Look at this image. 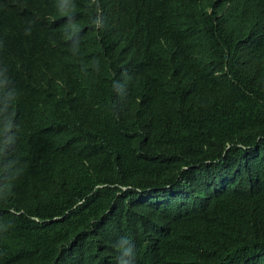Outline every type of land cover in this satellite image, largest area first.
Masks as SVG:
<instances>
[{"label": "trees", "instance_id": "16d2710c", "mask_svg": "<svg viewBox=\"0 0 264 264\" xmlns=\"http://www.w3.org/2000/svg\"><path fill=\"white\" fill-rule=\"evenodd\" d=\"M0 264H264V0H0Z\"/></svg>", "mask_w": 264, "mask_h": 264}, {"label": "clouds", "instance_id": "9594fccd", "mask_svg": "<svg viewBox=\"0 0 264 264\" xmlns=\"http://www.w3.org/2000/svg\"><path fill=\"white\" fill-rule=\"evenodd\" d=\"M119 79H121V80L124 81V80L126 79V78H125V75H124L123 73H121V74L119 75ZM121 241L124 242V243H128V241H127L126 239H121ZM121 241H120V242H121ZM120 242H119V243H120ZM128 251H129V250H124L125 254H127Z\"/></svg>", "mask_w": 264, "mask_h": 264}, {"label": "bare ground", "instance_id": "6f19581e", "mask_svg": "<svg viewBox=\"0 0 264 264\" xmlns=\"http://www.w3.org/2000/svg\"><path fill=\"white\" fill-rule=\"evenodd\" d=\"M122 83V82H121Z\"/></svg>", "mask_w": 264, "mask_h": 264}]
</instances>
